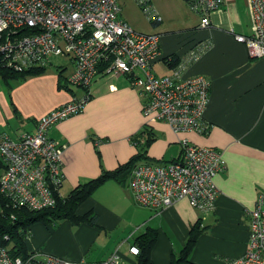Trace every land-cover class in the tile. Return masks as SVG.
<instances>
[{"label":"crops","instance_id":"0c3cea01","mask_svg":"<svg viewBox=\"0 0 264 264\" xmlns=\"http://www.w3.org/2000/svg\"><path fill=\"white\" fill-rule=\"evenodd\" d=\"M151 1L161 21H152L147 29L160 34L162 52L152 70L159 76L170 75L176 67L165 58L171 62V56L184 57L201 51L185 75L202 74L211 80L210 101L204 113L209 129L206 133L176 132L168 122L144 113L147 95L133 85V75H98L90 85L91 97L85 108L49 128L50 136L68 143L60 192L69 194L80 184L97 178L103 170L130 163L139 153L133 138L145 124L156 138L147 150V158L136 163L166 166L181 162L184 139L195 146L221 150L225 168L213 176L215 206L205 212L194 207L186 195L159 207L141 206L133 196L131 174L125 182L110 178L82 206V210L93 208L98 213L96 227L63 223L51 234L39 227L31 236L33 251L40 249L43 254L94 261L117 251L119 264H137L138 255L130 247L135 245L138 235L156 229L158 236L151 258L156 264H169L198 221L203 232L191 253L194 263L246 264L239 259L248 249L249 211L264 193V57H251L246 45L234 35L251 34L264 10L252 17L251 0H224L209 13V25L203 26V13L191 10L187 0ZM119 2L120 17L134 29L140 26V13L135 9L126 12L132 4L140 10L136 1ZM70 56L60 66L72 72L76 62L75 55ZM47 63L43 75L5 81L7 89L0 90V131L13 137H20L25 131L34 132L42 115L74 96H84L85 87L75 89L74 95L60 88L59 71L48 70L52 63ZM8 99L16 104L15 112ZM6 116L18 117V121L8 122ZM178 183L171 181L165 190L172 193ZM91 242L95 243L90 246Z\"/></svg>","mask_w":264,"mask_h":264},{"label":"built area","instance_id":"2783aa9c","mask_svg":"<svg viewBox=\"0 0 264 264\" xmlns=\"http://www.w3.org/2000/svg\"><path fill=\"white\" fill-rule=\"evenodd\" d=\"M146 13L155 20L160 16L148 0H138ZM224 0H188L193 11H201V24L209 25V13ZM92 2H99L93 7ZM254 17L264 10V0H251ZM117 0H0V64L23 71L29 66L47 64L53 55H75L76 68L73 83L89 86L98 72V65L107 63L108 69L133 75V85L143 90L148 103L144 113H152L155 120L168 122L176 132L206 133L209 125L204 113L210 101L211 80L202 74L186 76L185 70L201 51L181 57L170 75L158 76L151 64L161 52L158 33L136 31L119 16ZM111 14L115 15L111 18ZM251 34H238L237 39L247 44L251 57H264V13ZM104 23L108 26L104 30ZM103 43V45H99ZM39 53L37 58H32ZM26 59L29 61L23 64ZM25 67V68H24ZM105 68V69H106ZM116 72V73H118ZM87 92L77 103L64 104L42 115L36 131H25L33 142L25 141L23 134L15 140L0 134V156L6 166L0 176V193L16 205L27 202L39 207L50 206V183L62 184L63 152L65 147L53 149L61 156H44V141L49 128L59 120L83 110ZM147 118V116H146ZM183 160L166 166L140 165L131 186L139 204L159 207L173 203L176 197L188 196L190 203L205 212L212 210L216 200L213 176L225 168L221 150L195 146L184 139ZM55 171V172H54ZM207 171H210L208 175ZM140 177V181L137 180ZM177 181L178 187L168 192L166 186ZM143 181V182H141ZM182 191V192H181ZM250 212L252 241L243 258L246 264H264V193H261ZM6 239L8 236L5 237ZM138 254V247H130ZM117 251L101 261L70 260L55 255L32 252L26 256L14 255L6 246H0V264H119Z\"/></svg>","mask_w":264,"mask_h":264},{"label":"trees","instance_id":"16d2710c","mask_svg":"<svg viewBox=\"0 0 264 264\" xmlns=\"http://www.w3.org/2000/svg\"><path fill=\"white\" fill-rule=\"evenodd\" d=\"M117 2L120 6V12H119V16H120L121 5L119 0H117ZM148 2L153 7L152 1L148 0ZM139 5L141 8H143L140 2ZM157 15L159 14L157 13ZM151 19L152 21H157V22L161 21V19L160 20H155L153 18ZM237 35L238 34H235L234 37L236 38L237 41H239L237 39ZM244 44L247 47V44L246 43ZM160 57L161 56H159L156 60L160 59ZM170 59L171 62L168 61L167 58H165V60L170 64V66L177 67L181 57L171 56ZM156 60L152 62L151 67L153 66ZM49 62H51V60H49ZM47 64L36 65L22 72H17L13 69L4 67L0 64V74L5 79L6 82L9 81L11 78H15V77L23 79L26 78L28 75L43 74L45 71H47ZM106 67H107V63L103 62L102 64H100V67L98 68V72L93 78L92 82L98 75H106L105 73ZM58 69L61 77L60 88H66L71 91L72 89L68 86V82L66 80L67 78L64 73L65 70L60 66L58 67ZM154 73L158 75L156 72ZM90 85L85 86V90L90 89ZM147 103H148V97L143 104V111ZM141 137L144 138L142 143H141L142 140ZM155 138L156 136L152 132V129L144 125L143 130L137 133V135L134 136L133 138L134 143L138 144L139 153L136 156H134L135 158H133L130 163L126 164L124 167H119L114 170H103V173H101L97 178L90 179L80 184L75 190H72L67 197L63 198L60 192V188L56 186V184L50 183V195L51 197L55 196L54 202L50 204L51 205L50 207H46L40 210H29L27 208L15 210L12 208V206L7 207L5 209V212L0 215V245H4L7 243V239L5 237L9 235L10 239L14 244V246L12 247L13 249L12 253L16 256L17 255L25 256L29 254L34 248L33 240L32 241L28 240L27 235L31 231L32 233L36 234V231L39 227L43 228L47 233L51 234L53 233L51 227H53L54 225L53 223L56 220L62 221L64 219L69 221L74 226H80V225L82 226L89 224L98 225L97 223L98 214L95 212V210L93 208H90L88 210H82V206L87 201H89V199L95 194L98 188H100L103 184H105V182L108 179L113 178L120 182H125L129 178V175L131 174L132 169L136 164V161L143 158H147L146 155L147 150L152 144V142L155 140ZM5 166L6 163L4 159L0 156V176L2 171L5 169ZM131 182L132 179L130 180V186H131ZM8 200H10V202L13 203L11 199L0 193V201L2 202V204L5 203L6 205L8 203ZM136 203L138 205L145 206L139 204L137 201ZM10 211H14L15 213L14 216L16 218H11L12 213ZM202 232L203 229H201L198 226V221H197L195 224L191 226L189 237L185 242L183 248L180 250V253L179 254L173 253L172 260L169 264H196L191 260V253L193 252L195 244L197 243V240ZM157 236H158V232L156 229H149L148 231L136 237L135 246H137L139 249L137 254L138 255L137 264H156L151 258V251L157 240Z\"/></svg>","mask_w":264,"mask_h":264},{"label":"rangeland","instance_id":"374dc122","mask_svg":"<svg viewBox=\"0 0 264 264\" xmlns=\"http://www.w3.org/2000/svg\"><path fill=\"white\" fill-rule=\"evenodd\" d=\"M136 1V4H137V6L139 7V9L140 10H138L137 9V7L134 5V4H132V5H130V7H128V9H127V13L129 12V11H131L132 9H135L136 11H138V13H140V19H141V21H142V24L140 25V26H135V29L136 30H138V31H140V32H143V33H149L150 32V30H148L147 29V25H152V19L150 18V16L146 13V11L143 9V8H141L140 7V5H139V2L137 1V0H135ZM161 1H163V0H158V2H161ZM92 6L93 7H99L100 6V3L99 2H92ZM142 11V12H141ZM114 16L115 15H113V14H111V18H114ZM104 30H107L108 29V26H106L105 25V23H104ZM99 45H103V43H99ZM71 56L70 55H53V56H51V58H50V60H51V62H52V64H50L49 66H48V70H53V71H59V69H58V67L60 66V64L62 63V62H64L67 58H70ZM60 67H62V66H60ZM98 67H100V65H98ZM74 69H73V71L72 72H70V70H68L67 71V69L65 70V72H66V80H67V82H68V86L71 88V86H72V88L74 87V89H72L71 91H72V93H73V95H74V93H75V89L76 90H78V89H80V90H82V89H84V85H82V84H80V83H73L72 81H71V77H72V75L75 73V63H74V67H73ZM64 72V73H65ZM116 72H118V71H111L110 69H108V68H106L105 69V73H106V75H115V76H117V75H120V73L118 72V73H116ZM46 73V71L43 73V74H45ZM43 74H41V75H43ZM32 75H28L26 78H28V77H31ZM59 76H60V73H59ZM13 78H11L10 80H12ZM21 79V78H20ZM60 79H61V77H60ZM16 82L17 81H15L14 83L16 84ZM1 89H7V85L5 84V80H4V78L1 76V74H0V90ZM61 90H63V89H61ZM70 91V90H69ZM11 91H8V93H10ZM86 92H87V101L90 99V97H91V92H90V90L88 89V90H86ZM78 95H81V91H79L78 92ZM83 96V95H82ZM82 96H74V98L72 99V100H70V101H68V102H66V103H63V105L64 104H67V103H69V104H73V103H77V101H78V99L80 98V97H82ZM9 100V99H8ZM9 102H10V105H11V107L13 108V111L15 112V107H16V104L13 102V101H11V100H9ZM0 106H2V102H0ZM59 106H62V104L61 105H59ZM58 106V107H59ZM57 108V107H56ZM84 108H85V106H84ZM55 109V108H54ZM2 110H4V107H2ZM53 110V109H52ZM52 110H50V111H52ZM50 111H48V112H50ZM47 112V113H48ZM75 114H77V113H75ZM72 115H74V114H72ZM71 115V116H72ZM70 117V116H69ZM68 117V118H69ZM6 119H7V121L8 122H16V121H18V117H14V118H10L9 116H6ZM67 119V118H66ZM65 120V119H64ZM63 120H59V122H62ZM145 125V124H144ZM0 134H7V135H9V136H11L9 133H7V132H2V131H0ZM11 138H13V139H15V140H17L18 138H19V136H17V137H13V136H11ZM23 138L25 139V141H28V142H30V141H32L33 142V137H31V135H29L27 132H24L23 133ZM96 142H98V140L96 141ZM56 146H61V147H66V146H68V143L67 142H65V141H59V140H56V139H54L52 136H50L49 135V137L48 138H46V140L44 141V148H45V151L46 152H43V151H41L40 150V148H39V151L41 152V155H44V156H52V155H56V156H61L62 155V152L61 153H58V152H56L54 149H53V147L55 148ZM64 152H65V149H64ZM64 152H63V157H64ZM98 155H100V151H99V149H98ZM63 157H62V159H63ZM126 164H124V165H121L120 167H124ZM138 165H140V167L141 166H143V165H147V163H136L135 165H134V167H133V169H132V172H131V175H130V180L132 179V176L135 174V172H137V174L138 175H140V171H139V168H137V169H135V167L136 166H138ZM117 168H119V167H117ZM117 168H115V169H117ZM106 170V169H105ZM114 170V169H113ZM55 172V171H54ZM62 173V175H64V173L63 172H61ZM207 173H208V175H210L211 173H210V171H207ZM137 180L138 181H140L141 179H140V177L139 176H137ZM141 182H143V181H141ZM57 185H58V187L60 188L61 187V185L62 184H60L59 182H57ZM76 189V188H75ZM75 189H73V190H75ZM71 192V191H70ZM182 192V191H181ZM69 194H64V195H62V197L64 198V197H67ZM55 198V196H52V197H50V199L49 200H51L52 202H53V199ZM43 204V202H40L39 204H37L36 206H33V205H31V204H28L27 202H22V204H18V205H16L15 203H11L10 202V200H8V203L5 205V203L4 204H2V202L0 201V215L1 214H3L4 212H5V209L7 208V207H10V206H12V208L13 209H15V210H20V209H22V208H27V209H29V210H40V209H44V208H46V207H50V206H45V207H41V208H39L41 205ZM90 209V208H89ZM12 214V216H11V218H16L14 215H15V213H14V211H10ZM96 212V211H95ZM206 212H208V211H206ZM97 213V212H96ZM98 214V213H97ZM197 222V221H196ZM63 223H68V224H71L69 221H67V220H62V221H59V220H56L53 224V227H51L52 228V231L54 232V231H58L59 229H58V225L59 224H63ZM90 225V224H89ZM90 226H94V227H96L97 225H90ZM8 236V238H7V243L6 244H4V245H0V246H6V247H8L9 248V250H10V252H12V247L14 246V244H13V242H12V240L10 239V237H9V235H7ZM31 236H32V231L31 232H29L28 233V235H27V239L28 240H31ZM251 241H252V235H251V219H250V224H249V243H248V246H249V244L251 243ZM93 243H95V242H91L90 243V246H91V244H93ZM132 247H134V245L133 246H131V248ZM38 250H32L30 253H32V252H37ZM247 251V250H246ZM246 251H245V253H246ZM38 252H40V253H44L42 250H40L39 249V251ZM29 253V254H30ZM29 254H27V255H29ZM51 255V254H50ZM245 255V254H244ZM244 255L241 257V258H243L244 257ZM26 256V255H25ZM57 257H60V258H64V257H61V256H58V255H56ZM66 259H69V258H66ZM82 259H86V258H82ZM82 259H78V260H82ZM70 260H74V259H70Z\"/></svg>","mask_w":264,"mask_h":264}]
</instances>
